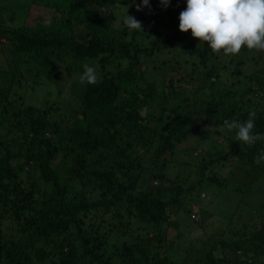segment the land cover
I'll return each instance as SVG.
<instances>
[{
    "label": "trees",
    "instance_id": "16d2710c",
    "mask_svg": "<svg viewBox=\"0 0 264 264\" xmlns=\"http://www.w3.org/2000/svg\"><path fill=\"white\" fill-rule=\"evenodd\" d=\"M55 1L27 3L26 20L33 23L26 21L24 26H8L5 11L0 10V37L6 42L0 45L8 53L0 69V121L8 120L0 124V212L22 227L18 234L26 240L19 252V243L9 246L0 238V264L22 260V264H44L50 255L54 264H183L165 249L169 242L164 223L180 209L197 219L192 222L200 221L190 204L180 206L181 197L194 192L195 185L166 186L168 178L157 163L166 162L190 135L208 126H225V120L246 121L251 110L257 112L254 131L264 133V83L245 76L239 67L261 53L242 48L236 59L225 58L227 67L236 66L238 72L235 78L225 75L229 69L224 70L218 54L203 45L193 48L165 29L185 10V1L171 0L164 7L160 0V6L150 0L139 17L143 32L125 28L120 41L102 36L107 20H114L102 7L117 0ZM119 3L126 5L123 0ZM50 10L55 15H49ZM46 19L55 23L44 25ZM175 48L197 59L199 68L185 75L183 68L157 61ZM58 61L68 65L56 78L52 73ZM84 64L95 68L96 84H80ZM165 73L168 92L160 96L156 79L165 80ZM36 87L46 98L43 112L22 105L12 113L15 98L29 90L25 97L33 99ZM51 87L68 88L78 110L58 111L48 99ZM222 91L227 101L232 97L238 101L233 105L223 101ZM229 151L208 162L195 156L197 175L203 178L215 164L223 170L225 161L236 157L239 166L251 172V182L257 174L261 173L257 181L264 176V166L254 163L264 151V140L252 146L241 143ZM145 158L152 161L148 167ZM57 159L71 164L70 173L80 178L92 174L99 180V186H90V193L102 189L110 197L91 206L84 196L71 200L72 190L52 167ZM153 170L158 185L145 190L135 175L147 179ZM228 180L229 176L214 175L210 183L227 187ZM122 219L125 227L135 220L155 230L146 231L151 238L114 245L108 253L114 222ZM240 231L234 233L237 239L221 244L220 256L214 255V248L203 264H264V224L258 230ZM39 241L43 244L36 247Z\"/></svg>",
    "mask_w": 264,
    "mask_h": 264
},
{
    "label": "rangeland",
    "instance_id": "374dc122",
    "mask_svg": "<svg viewBox=\"0 0 264 264\" xmlns=\"http://www.w3.org/2000/svg\"><path fill=\"white\" fill-rule=\"evenodd\" d=\"M30 1L32 3L34 0H0V10L5 11L2 12V15L3 19L7 20L9 24L8 26H24L26 21L29 24L33 23V20H26L27 15H25V11L29 6L27 3ZM120 1L121 0H117V3H108L102 7L105 15H111L115 20H107V29L102 32L104 38L113 36L112 38H116L120 41L126 28L122 25V19L126 14L135 17L142 25L139 17L143 9L139 11L137 10V5H139L141 1L135 0V3H133V0H123L126 2V5L120 4ZM154 1L156 2L155 4L159 5V0ZM177 1L182 4L185 0ZM49 15H55L54 10H50ZM44 22V25H49L52 22L55 23V21L51 19H46ZM170 22H167L165 26V29L168 30V32L176 33L185 38V42L192 45L193 48L198 47V38L192 37L191 30L187 33H183L179 30V15L173 20V22ZM127 31L132 32L128 29ZM5 43V40L0 37V44ZM4 51L3 46L0 45V69L6 64L5 58L7 59L8 56V53ZM1 52H4L3 55ZM218 55L220 56V60H223V64L225 65L224 70H226L228 68V63L225 58L229 59L230 56H224L222 54ZM231 57L236 59L235 56ZM162 60L170 62L175 68H183V73L185 75L186 72H189L188 70L199 68L197 59L189 56L184 50L178 48L173 49L170 53L165 52L157 59L159 62ZM67 65L68 63L66 61L64 63H61L60 61L55 62L56 69L52 75L58 78L61 72L64 73V68ZM239 67L245 76L252 75L255 80L264 83V53L254 55L253 59H249L246 61L245 65H240ZM142 68H147V66L143 65ZM225 72L226 74H224L231 78H235L238 73L236 66ZM240 77L242 78L244 76L241 75ZM164 78L165 80L156 79L157 94L160 96H162L163 93L168 92V74L165 73ZM163 81H166V86H163ZM212 81L213 79L211 82ZM225 81L228 82L229 80ZM51 90L52 96H48V99L49 102L53 103L52 105L54 107H59L58 111L65 114L73 110H78L79 103L72 99L68 88L56 89L51 87ZM38 91L40 92L39 87H36L35 92L32 94V97L34 98L31 100H29L31 97H25L30 94L29 90L25 93V96L21 95L18 96V98H15L14 104L10 107V111L16 113L22 105H25L27 107L33 106L36 109L42 110L39 112H43L44 106L42 105L46 98L44 93L42 94ZM233 93L236 92L234 91ZM219 94L223 101L229 102L232 105L238 101L237 97H232L227 101L225 98V91H222ZM144 114L146 113L144 112ZM3 115L7 116L5 114ZM4 116L2 118H4ZM7 118L8 116L6 119ZM3 123L7 124L8 120L0 121V124ZM238 144L241 143L235 141V130L229 131L226 126H208L205 128L204 132L201 131L190 135L187 141L177 147L172 156L168 155L166 157V162L160 161L157 163L160 167V171H158L162 172V174L168 178L165 183L166 186L169 187L171 183H174L175 186L179 187L180 185L183 187L195 185L194 192L188 195V197H181L180 206L186 208L190 204L192 212L198 214L199 217L201 216L200 221L197 223L192 222L188 214L180 209L177 214H171L168 221L164 223L166 239L169 242L166 249L174 259L179 260L183 264H203L208 254H210L214 248L217 249L214 252V255L218 257L220 256L221 250L219 248L222 243H229L231 240L237 239L238 235L234 234L236 231L241 230L240 232H248V230H258L264 224V176L257 181L258 177L261 176V173L257 174V177L252 178L253 181L251 182V176L249 175L251 172L244 168L243 165L240 164L239 166L236 157L229 158L225 161V169L223 170L221 169L220 164H215L206 172V175L203 178L199 177L197 172H195L197 161L195 156L200 159L204 158L203 160L208 162L220 157V155H225L231 147L235 148ZM151 163L152 161H149V158H145V167H148ZM52 167L58 172L59 180L62 184L67 185L68 188L72 190L73 193L70 197L71 200L79 196H84L88 202L87 205L91 206L93 204H100L103 201V198L110 197V194H104L102 189L90 193V186L92 184L99 186V180L92 177V174H82V177L80 178L78 175L70 173L71 164L68 161L63 162L57 159L54 161ZM149 168L151 169L153 167ZM154 172V170L153 172L149 171V177H147V179L135 175V177L138 178L135 179L136 183L144 187L145 190L154 187V182L157 181L152 176L155 174ZM214 175L229 176V185L227 187H216L211 184L210 178ZM201 180L202 183H200ZM90 181H93V183L88 184ZM249 181L250 183L248 184ZM236 186L241 188L233 189L232 192L229 191L230 188H235ZM201 195H203V198H201ZM124 200L125 199H123L121 203ZM189 200L191 203H189ZM106 216L109 217V215ZM109 218L111 219V217ZM114 219L115 218H112L111 221ZM194 220L197 219L195 218ZM114 225L116 228L109 238V245L107 246L108 253H112L114 245L119 243L122 244L123 242H136L138 241L136 240L138 237H144L143 239H145L148 236L149 238V234H146V231L151 232L152 230H155L153 226H151L150 230L149 228H145L143 224L139 222L136 223L135 220H133V222L130 221L128 227H125L124 219L116 220ZM139 227H142L143 229L141 228L140 230ZM19 232H22V227L19 226L17 222L12 221V219L5 217L3 213L0 212V238L5 239V243L9 246L19 243L16 248L19 252H22L26 240L19 236ZM24 234L26 235L27 232ZM42 244L43 241H39L37 242L36 247H39ZM48 248H50V246H48ZM51 257L52 255L47 258L44 264H54L49 260ZM23 262L24 260L19 261V264H22Z\"/></svg>",
    "mask_w": 264,
    "mask_h": 264
},
{
    "label": "clouds",
    "instance_id": "9594fccd",
    "mask_svg": "<svg viewBox=\"0 0 264 264\" xmlns=\"http://www.w3.org/2000/svg\"><path fill=\"white\" fill-rule=\"evenodd\" d=\"M170 2L160 0L164 7ZM185 3L186 8L179 15V30L183 33L191 30L192 37L198 38V46H206L214 54L224 56H236L242 48L264 53V0H185ZM149 6L150 0H141L137 10ZM122 23L130 31L143 32L141 23L128 14ZM98 80L95 68L84 64L80 84L94 85ZM256 118V110H251L246 121L225 120L224 124L229 131L235 130V141L252 146L264 140V133L254 131ZM254 163L264 166V151L258 154ZM157 185L155 181L154 187Z\"/></svg>",
    "mask_w": 264,
    "mask_h": 264
},
{
    "label": "bare ground",
    "instance_id": "6f19581e",
    "mask_svg": "<svg viewBox=\"0 0 264 264\" xmlns=\"http://www.w3.org/2000/svg\"><path fill=\"white\" fill-rule=\"evenodd\" d=\"M43 145V144H42Z\"/></svg>",
    "mask_w": 264,
    "mask_h": 264
},
{
    "label": "built area",
    "instance_id": "2783aa9c",
    "mask_svg": "<svg viewBox=\"0 0 264 264\" xmlns=\"http://www.w3.org/2000/svg\"><path fill=\"white\" fill-rule=\"evenodd\" d=\"M155 14V13H154Z\"/></svg>",
    "mask_w": 264,
    "mask_h": 264
}]
</instances>
